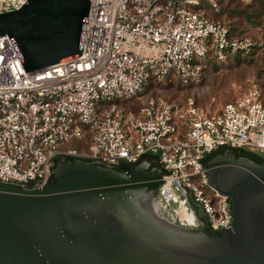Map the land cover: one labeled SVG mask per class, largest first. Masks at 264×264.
<instances>
[{
  "label": "built area",
  "instance_id": "2783aa9c",
  "mask_svg": "<svg viewBox=\"0 0 264 264\" xmlns=\"http://www.w3.org/2000/svg\"><path fill=\"white\" fill-rule=\"evenodd\" d=\"M202 1L88 0L81 55L27 72L8 37H0V182L44 189L57 158L113 168L155 156L163 180L185 189L210 230L229 231L228 196L209 185L201 161L220 148L264 157V92L252 86L213 115L191 101L142 100L150 83L188 86L202 77L207 57L225 62L255 47L250 38L230 39L228 28L200 9ZM27 2L0 0V14ZM134 99L141 101L135 110L118 105ZM85 134L88 152L64 149ZM171 196L176 218L189 225L186 202Z\"/></svg>",
  "mask_w": 264,
  "mask_h": 264
},
{
  "label": "water",
  "instance_id": "95a60500",
  "mask_svg": "<svg viewBox=\"0 0 264 264\" xmlns=\"http://www.w3.org/2000/svg\"><path fill=\"white\" fill-rule=\"evenodd\" d=\"M87 15L88 0H28L0 14V37L26 72L49 67L81 55ZM51 174L44 189L0 182V264H264V166L222 156L207 170L233 214L220 237L176 218L171 195L187 192L161 175L132 180L81 161Z\"/></svg>",
  "mask_w": 264,
  "mask_h": 264
},
{
  "label": "rangeland",
  "instance_id": "374dc122",
  "mask_svg": "<svg viewBox=\"0 0 264 264\" xmlns=\"http://www.w3.org/2000/svg\"><path fill=\"white\" fill-rule=\"evenodd\" d=\"M262 0H203L200 9L213 21L230 26L231 34L237 38H250L255 47L248 53L236 55L227 62L209 60L205 73L187 89L167 84L157 85L160 95L178 106H186L189 101L210 115L216 114L228 102L241 96L252 86L264 91V14L255 12ZM152 93L145 95L152 96ZM139 102L140 99L134 101ZM88 134L79 141H70L64 149L86 151L89 149ZM199 216V215H198ZM200 217V216H199ZM189 225L190 221H187ZM194 226V225H193Z\"/></svg>",
  "mask_w": 264,
  "mask_h": 264
},
{
  "label": "trees",
  "instance_id": "16d2710c",
  "mask_svg": "<svg viewBox=\"0 0 264 264\" xmlns=\"http://www.w3.org/2000/svg\"><path fill=\"white\" fill-rule=\"evenodd\" d=\"M255 12L257 13V15L259 17H261V15L264 14V0L260 1V5H258L256 7ZM211 21H213V20H211ZM213 22H218V21H213ZM224 25L229 30V38L230 39H244V38L234 37L231 34L230 26H228L227 24H224ZM260 39L264 40V38H261V37L258 40H260ZM241 54H243V53H237L235 55H231V56H229L226 59L225 62H227L229 58H231L233 56H236V55L238 56V55H241ZM209 60H214V59H212L210 57H207L205 63L203 64V74L205 73V66H206V64H207V62ZM217 62H219V61H217ZM195 83L196 82H194V83H192V84H190L188 86H184V87H182V86H180L178 84H174V83H172L171 85H175V86H179L180 88L187 89V88H189L191 85H193ZM157 85L158 84L150 83L149 86L147 87L146 91L144 92V94L152 93L154 90H159ZM165 85H167V84H165ZM152 95H155V93H152ZM135 100H137V99H134V100L129 101V102L118 103V105L120 107L122 106V107L126 108L127 110H135V109L139 108V105H140L139 102L135 103L134 102ZM88 136H89V134H88ZM89 140H90V136H89ZM88 150L83 151V152L79 151V150H77V151L80 152V153H86V152H88ZM218 152H220L222 154L229 153V154L233 155L235 158H244V159L250 160V161H252V162H254V163L258 164V165H264V157L260 156L256 152H253V151H250V150H243V149L220 148V149H218L216 151L211 152L210 154H208V155H206L204 157V159L201 161L203 167L208 169L210 160ZM73 161H81V162H84V163L93 164L92 161L89 160V159H82V158H64V159H62V158H57V159L54 160V163H53V166H52V170L56 166V164L59 163V162H73ZM139 162H146V163H150V164L156 165L158 167L159 175H161V176L165 175V172L160 168L158 160H157V158L155 156H145V157L141 158V160ZM138 163H136V164H138ZM134 165L135 164L122 163V164H120V165H118L116 167H113V169L118 171V172H120V173H126L129 176V175H131V168ZM54 183H55V178L51 174L47 187L52 186ZM155 198H158L157 194L155 195ZM190 204L191 205L194 204L191 197H190ZM192 210H194V211H196V213H198V209L192 208ZM188 229L193 231V232L204 233V234H206L208 236H211V237H220L221 236V234L219 232H213V231L210 230L204 215H203L202 218H200V225H199V227L197 229H193V228H190V227Z\"/></svg>",
  "mask_w": 264,
  "mask_h": 264
},
{
  "label": "flooded vegetation",
  "instance_id": "af4514ba",
  "mask_svg": "<svg viewBox=\"0 0 264 264\" xmlns=\"http://www.w3.org/2000/svg\"><path fill=\"white\" fill-rule=\"evenodd\" d=\"M222 156L228 157V158H235L233 155H231L229 153L222 154V153L218 152L210 160L209 168L212 167V162L215 159L221 158ZM235 159H244V158H235ZM245 160H247V159H245ZM248 161H250V160H248ZM146 165H147L146 162H139L138 164H135L134 166H132L131 175H129V178L132 179V180H136L138 177H149V176L159 175L158 167L156 165L150 164L148 167H146ZM261 166H264V165H261ZM123 174H126V173H123ZM147 191L148 192H152L154 197H155L156 194L158 195V191H157L156 187H149L147 189ZM185 198L190 203V196L188 194L186 195ZM229 202H230V200H229ZM197 209H198V214H199L200 218H202L203 217L202 211L199 208H197ZM199 225L198 226H196V225L193 226L192 225V227H190V228L197 229L199 227ZM220 234H222V233H220Z\"/></svg>",
  "mask_w": 264,
  "mask_h": 264
},
{
  "label": "crops",
  "instance_id": "0c3cea01",
  "mask_svg": "<svg viewBox=\"0 0 264 264\" xmlns=\"http://www.w3.org/2000/svg\"><path fill=\"white\" fill-rule=\"evenodd\" d=\"M183 200L186 202L187 205V209H188V217L189 220L191 222V224L198 226L200 224V217L198 216L199 214L196 213V211L192 210V208H199L197 205L195 204H190L186 198H183ZM200 209V208H199Z\"/></svg>",
  "mask_w": 264,
  "mask_h": 264
},
{
  "label": "bare ground",
  "instance_id": "6f19581e",
  "mask_svg": "<svg viewBox=\"0 0 264 264\" xmlns=\"http://www.w3.org/2000/svg\"><path fill=\"white\" fill-rule=\"evenodd\" d=\"M182 213H184V212H182ZM182 216H184V215L182 214Z\"/></svg>",
  "mask_w": 264,
  "mask_h": 264
}]
</instances>
